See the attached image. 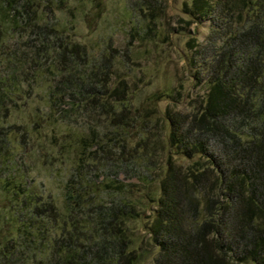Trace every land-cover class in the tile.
Instances as JSON below:
<instances>
[{
    "label": "rangeland",
    "instance_id": "obj_1",
    "mask_svg": "<svg viewBox=\"0 0 264 264\" xmlns=\"http://www.w3.org/2000/svg\"><path fill=\"white\" fill-rule=\"evenodd\" d=\"M6 3L15 9L8 13ZM190 3L0 0V251L6 244L0 264H68L55 259L54 246L65 221L81 222L85 216L79 211L70 217L64 198L77 164L86 184L100 188L98 197L107 207L121 195L146 201L169 161L184 171L194 160L205 164L169 145L168 116L191 115L202 106L208 95L206 64L224 49L228 32L223 28L217 35L212 21L189 15ZM241 23L232 21L234 28ZM66 43L78 45L67 68L83 95L56 87L68 71L59 55ZM206 44L214 52L203 58L198 50ZM120 79L129 90L123 129L114 125L112 107L96 109L97 101H89L82 87L85 82L113 87ZM28 194L32 200L21 204ZM44 202L53 205L54 215L35 210ZM26 207L30 210L19 215ZM151 208L147 202L130 223L142 253L137 264L151 262L145 232Z\"/></svg>",
    "mask_w": 264,
    "mask_h": 264
},
{
    "label": "trees",
    "instance_id": "obj_2",
    "mask_svg": "<svg viewBox=\"0 0 264 264\" xmlns=\"http://www.w3.org/2000/svg\"><path fill=\"white\" fill-rule=\"evenodd\" d=\"M190 1L185 5L189 15L212 21L217 35L223 28L228 32L224 49L206 64L207 99L191 115L168 116L169 145L184 158L197 155L205 164L194 160L184 171L169 161L146 201L121 195L109 207L98 197L100 188L86 184L77 164L65 182L64 198L70 217L79 211L85 216L81 222H64L65 233L54 246V252L59 249L55 259L68 264H137L142 253L130 223L148 202L152 208L145 232L152 247L150 264H264V0ZM6 4L8 13L15 9ZM237 19L242 25L234 28L232 21ZM59 47L68 71L57 89L83 95L81 86L73 83L72 68H67L78 55V45ZM211 51L206 44L198 53L206 58ZM82 87L89 101H97L96 109L112 107L117 129L126 127L124 102L129 90L124 79L113 87L89 82ZM85 142L81 138V147ZM16 193L24 194L21 185ZM31 200L28 194L20 203L28 205ZM26 210L30 208L18 214L25 215ZM35 210L54 215L49 202ZM4 250L6 244L2 255Z\"/></svg>",
    "mask_w": 264,
    "mask_h": 264
}]
</instances>
